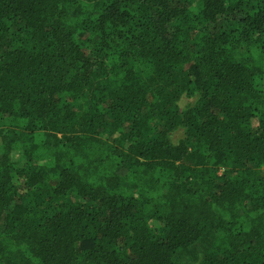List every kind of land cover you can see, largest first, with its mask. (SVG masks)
Returning <instances> with one entry per match:
<instances>
[{"label":"trees","instance_id":"obj_1","mask_svg":"<svg viewBox=\"0 0 264 264\" xmlns=\"http://www.w3.org/2000/svg\"><path fill=\"white\" fill-rule=\"evenodd\" d=\"M0 264H264V0H0Z\"/></svg>","mask_w":264,"mask_h":264},{"label":"rangeland","instance_id":"obj_2","mask_svg":"<svg viewBox=\"0 0 264 264\" xmlns=\"http://www.w3.org/2000/svg\"><path fill=\"white\" fill-rule=\"evenodd\" d=\"M197 101V96L195 93H187L184 94L181 99L178 101V105L181 111L185 112L189 108L193 107ZM185 128H178L177 130L170 133V137L173 142H178L185 136ZM20 151H16L14 153V159H18L17 161H20ZM215 239V236L213 234H209L204 239L199 241L198 243L194 244L192 247L187 249L185 252H183L181 255H178L177 261L180 262L181 259H187L190 262V258L194 256H199L200 258L204 256V254L207 252V250L211 247L213 241ZM194 261V260H193Z\"/></svg>","mask_w":264,"mask_h":264}]
</instances>
